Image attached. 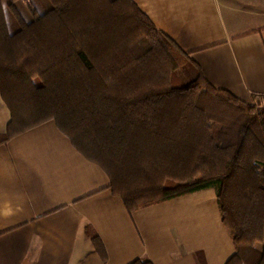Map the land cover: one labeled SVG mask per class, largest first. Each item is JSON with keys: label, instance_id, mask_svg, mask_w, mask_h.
<instances>
[{"label": "trees", "instance_id": "16d2710c", "mask_svg": "<svg viewBox=\"0 0 264 264\" xmlns=\"http://www.w3.org/2000/svg\"><path fill=\"white\" fill-rule=\"evenodd\" d=\"M46 1L33 16L0 0L7 140L54 122L130 214L214 189L226 264H264V110L214 88L133 0Z\"/></svg>", "mask_w": 264, "mask_h": 264}, {"label": "crops", "instance_id": "0c3cea01", "mask_svg": "<svg viewBox=\"0 0 264 264\" xmlns=\"http://www.w3.org/2000/svg\"><path fill=\"white\" fill-rule=\"evenodd\" d=\"M133 1L214 88L264 101V0ZM10 120L0 93V264H226L235 254L214 189L130 214L54 122L7 140Z\"/></svg>", "mask_w": 264, "mask_h": 264}, {"label": "rangeland", "instance_id": "374dc122", "mask_svg": "<svg viewBox=\"0 0 264 264\" xmlns=\"http://www.w3.org/2000/svg\"><path fill=\"white\" fill-rule=\"evenodd\" d=\"M24 1L28 5V7L30 9V13L35 15V16L37 15L36 11L39 10V7L43 6V3H44V6H45L46 9L49 8V6H50L49 3L46 0H24ZM7 2H8V0H4V3L7 4ZM20 2H21V5L24 6L23 0H20ZM8 20L10 22L11 27L15 28L16 24L14 23V21H13L12 17H10V15L8 16ZM257 100L254 99L253 103H250V105H255L257 110H264V101H261V100L257 101ZM259 103H261V104H259ZM263 246H264V243H262L260 245V247H263Z\"/></svg>", "mask_w": 264, "mask_h": 264}]
</instances>
